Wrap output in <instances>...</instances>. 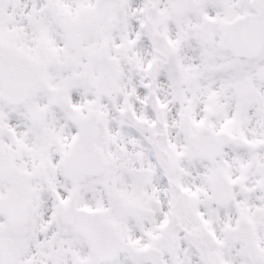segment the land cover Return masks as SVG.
<instances>
[{"label":"snow or ice","instance_id":"snow-or-ice-1","mask_svg":"<svg viewBox=\"0 0 264 264\" xmlns=\"http://www.w3.org/2000/svg\"><path fill=\"white\" fill-rule=\"evenodd\" d=\"M0 264H264V0H0Z\"/></svg>","mask_w":264,"mask_h":264}]
</instances>
